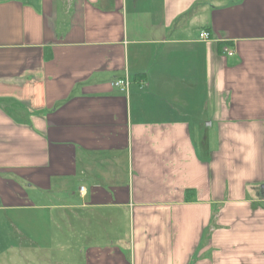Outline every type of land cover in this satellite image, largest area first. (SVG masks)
Returning a JSON list of instances; mask_svg holds the SVG:
<instances>
[{"label":"crops","instance_id":"1","mask_svg":"<svg viewBox=\"0 0 264 264\" xmlns=\"http://www.w3.org/2000/svg\"><path fill=\"white\" fill-rule=\"evenodd\" d=\"M0 264H264V0H0Z\"/></svg>","mask_w":264,"mask_h":264},{"label":"built area","instance_id":"2","mask_svg":"<svg viewBox=\"0 0 264 264\" xmlns=\"http://www.w3.org/2000/svg\"><path fill=\"white\" fill-rule=\"evenodd\" d=\"M199 39L202 41H207L210 39V36L207 32H201L199 34ZM229 55H231V53H229ZM112 86L116 89H118L120 92H125L128 88V81L125 80H116L112 83ZM83 191V188H80V192Z\"/></svg>","mask_w":264,"mask_h":264},{"label":"rangeland","instance_id":"3","mask_svg":"<svg viewBox=\"0 0 264 264\" xmlns=\"http://www.w3.org/2000/svg\"><path fill=\"white\" fill-rule=\"evenodd\" d=\"M207 123H209L208 121L207 122H204V124H201V130H202V138H201V143H204V144H206V142L207 143H209V141H207V138L208 137H211L210 136V132H211V127H209L208 125H207ZM206 138V139H205ZM203 140V141H202ZM206 140V141H205ZM199 146H201V145H199V144H197L196 145V147H198L199 148ZM205 146V145H204ZM199 151V150H198Z\"/></svg>","mask_w":264,"mask_h":264}]
</instances>
